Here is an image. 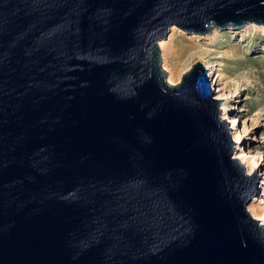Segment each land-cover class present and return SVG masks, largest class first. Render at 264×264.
<instances>
[{"label": "water", "instance_id": "obj_1", "mask_svg": "<svg viewBox=\"0 0 264 264\" xmlns=\"http://www.w3.org/2000/svg\"><path fill=\"white\" fill-rule=\"evenodd\" d=\"M248 24L264 0H0V264H264V176L159 45Z\"/></svg>", "mask_w": 264, "mask_h": 264}, {"label": "rangeland", "instance_id": "obj_2", "mask_svg": "<svg viewBox=\"0 0 264 264\" xmlns=\"http://www.w3.org/2000/svg\"><path fill=\"white\" fill-rule=\"evenodd\" d=\"M248 25L241 30L214 28L205 36L172 26L159 44H164L162 66L173 84L180 83L196 62L204 64L213 98L220 101L221 119L235 127L229 133L236 151L233 158L247 175L260 178L264 176V26ZM247 209L264 228V180Z\"/></svg>", "mask_w": 264, "mask_h": 264}, {"label": "bare ground", "instance_id": "obj_3", "mask_svg": "<svg viewBox=\"0 0 264 264\" xmlns=\"http://www.w3.org/2000/svg\"><path fill=\"white\" fill-rule=\"evenodd\" d=\"M248 26H256L255 24H249ZM260 26V25H259ZM162 48L164 47V44L163 43H161V44H159ZM169 82L171 83V84H173L174 83V81L172 80V79H169Z\"/></svg>", "mask_w": 264, "mask_h": 264}]
</instances>
